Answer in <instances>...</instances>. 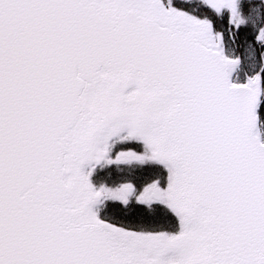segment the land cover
I'll return each instance as SVG.
<instances>
[{"label":"snow or ice","instance_id":"1","mask_svg":"<svg viewBox=\"0 0 264 264\" xmlns=\"http://www.w3.org/2000/svg\"><path fill=\"white\" fill-rule=\"evenodd\" d=\"M0 264H264V0H0Z\"/></svg>","mask_w":264,"mask_h":264}]
</instances>
